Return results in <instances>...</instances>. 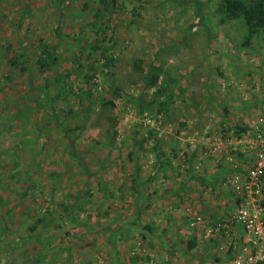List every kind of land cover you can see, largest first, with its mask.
Masks as SVG:
<instances>
[{
  "label": "rangeland",
  "instance_id": "374dc122",
  "mask_svg": "<svg viewBox=\"0 0 264 264\" xmlns=\"http://www.w3.org/2000/svg\"><path fill=\"white\" fill-rule=\"evenodd\" d=\"M67 1L0 0V178L16 171L14 150L19 146L21 169L0 187V264H218L216 256L235 264L238 254H229L235 248L232 236L211 233L233 191L227 184L231 177L220 193L211 191L212 186H197L196 175L201 173L199 164H213L207 150L223 119L244 126V120L264 121V50L243 48L241 22L215 27L209 15L206 27H191L201 14H210L207 0H201L202 9L197 0H116L119 8L102 50L90 55L96 39L89 27L94 11L85 17L78 6L93 0H73L61 17L62 2ZM41 38L60 56L54 75L44 77L34 69ZM7 44L12 49L5 56L2 47ZM106 48L110 52L104 57ZM20 54L31 58L33 79L10 68L9 57ZM110 56L116 62L106 70ZM154 57L163 69L159 88L171 80L177 83L171 95L156 97L158 88L148 90L145 99L155 101L154 108L140 114L132 100L142 95L144 76L133 65L139 60L148 64ZM90 66L97 75L89 79L93 104L90 123L83 129L87 103L76 101L81 94L86 99L82 74ZM60 75H70V97L78 109L70 126L75 132L69 133L79 135L76 160L64 136L68 122L61 128L46 120L43 96L37 97L46 82L53 84ZM112 87L120 88L123 97H115ZM46 93L55 96L51 88ZM168 96L174 102L161 113L159 103ZM102 98L114 100L116 108H101ZM21 112L24 117L18 119ZM117 115L119 123L113 127L111 118ZM139 140H144L143 151L129 159ZM157 153L173 169L155 176L149 190L153 196L141 204L131 189L135 163L140 182H146L156 171ZM185 185L189 198L181 201L178 194ZM89 189L94 197L88 196ZM235 206L233 201L230 209ZM206 209L211 220L203 216ZM198 217L205 226L195 225ZM191 238L197 240L194 250L187 248ZM214 241L215 252H207ZM235 242L237 252L248 243L246 236Z\"/></svg>",
  "mask_w": 264,
  "mask_h": 264
},
{
  "label": "trees",
  "instance_id": "16d2710c",
  "mask_svg": "<svg viewBox=\"0 0 264 264\" xmlns=\"http://www.w3.org/2000/svg\"><path fill=\"white\" fill-rule=\"evenodd\" d=\"M73 0H68L67 2L63 3V10L61 12V17H64L65 13L69 10V4H71ZM207 3L210 5V14H201L200 18H196V22L191 26L194 27L195 25L199 26H207L208 19L207 17L210 15L215 19L216 21V26H225L226 24L230 22H241L243 25L244 29V39H243V48L246 51L249 50H264V0H207ZM30 3V2H29ZM205 3L201 2V0H197V6L202 9L205 5ZM208 5V4H207ZM79 11L81 14H83L85 17H88V11L93 10L94 11V16H92V22H90L89 27L91 28V31L96 35L95 43L94 46L91 47V52L90 55L95 54L100 52L102 50V44L105 42V39L108 37V32L110 31V28L108 24L111 22L113 15L119 8L117 5L116 0H93V3L85 2L82 5H79ZM199 9V11H200ZM27 10L29 11V4L27 3ZM198 13V11H197ZM201 19V20H200ZM108 27H107V26ZM104 27V29H102ZM110 42L112 43L113 40L110 38ZM78 42H83V40H78ZM3 49V54L10 55L11 54V45L7 44L6 46L2 47ZM36 49L38 50L37 58L35 60L34 64V69L37 70L39 75L42 76H49V75H54L56 70L61 66L60 64V56L58 55L57 49H55L51 44L47 43V41L44 38H41L36 42ZM36 50V51H37ZM110 51L106 48L102 52V56L106 57V55ZM90 58V56H89ZM156 57H154L153 60H151L150 63L144 65L143 60L137 61L133 65V70L135 72H139L144 76V91L142 95L139 98H135L132 100V102L135 104L138 112L140 114L145 113L146 111H151L154 108V102H147L145 99L146 93L148 90L152 89H157L155 96H161L163 94H168L171 95L172 93V85L177 83V80H171V84H166L164 86H161L159 88V83L160 79L163 77V69L161 66L156 65ZM9 65L10 68L12 69L13 72L19 74V75H29L30 79H33L31 77L32 72H33V67H31V58L25 57V54H20L18 55H13L9 57ZM116 62V60L110 56L107 58L106 63L104 64L103 68L106 70H111L113 63ZM91 72V73H90ZM90 72L86 74H82L83 79L87 85L86 88H83L81 90V93L86 94V99L82 98L81 96L78 97V101H76V104H85L86 105V114L87 117L83 120L82 122V128L85 129L91 119V109H92V104H93V94L91 93V86H89L90 81L89 79H93L97 75V70L93 67L90 66ZM62 77V78H61ZM70 78V75H60L58 78H54L55 82L53 84H50V82H46V86L43 88V91H40L37 95L43 96L41 99L43 100V106L46 109V120H49L51 123L56 124L57 127H64L65 122H68V127L65 130L64 136L65 139L67 140L66 142L71 153V159L76 160L78 159L77 157V147H76V140L77 137L79 136H73L70 135V132H75V128H70L71 123L74 122V116H77V111L76 106L72 104L71 97L73 96V86L69 84L67 81ZM170 80V79H169ZM31 82V81H30ZM53 89V92L55 93V96L51 97L48 96L46 93ZM112 94L115 97H123L122 92L120 88L118 87H112ZM76 95V94H75ZM48 97V98H47ZM39 98V100H40ZM45 98V99H44ZM85 99V101H84ZM68 102L66 107H59L58 103L59 102ZM174 102V99L172 96H168L166 102L159 103V111L162 113L164 110L165 106H168ZM98 104L101 106L103 109H115L116 105L114 100H108L105 98L100 99ZM48 106V109H47ZM59 107V108H58ZM24 110V109H21ZM104 110V111H105ZM24 112H21L19 116L17 117L22 118L24 117ZM80 120H78L79 122ZM112 125L113 127H116L117 124L119 123V118L118 115L115 116L114 118H111ZM70 124V125H69ZM73 124V123H72ZM80 124V123H78ZM77 127L79 128L80 125ZM112 127V128H113ZM3 129L0 128V132L2 133ZM238 130V128H237ZM24 133L25 130H22ZM236 131V130H235ZM244 131H236V135L242 133ZM23 135V133H22ZM117 134H111L110 135V143H115L116 141ZM159 141V140H158ZM22 143V142H21ZM24 144V143H22ZM143 144L144 140L141 141H136V150H132L129 159H136L141 151H143ZM157 142V146H158ZM113 146V145H112ZM156 146L155 150H158V147ZM19 147H16L14 150L15 154V159L16 162L14 164V167L16 168L15 170H21L19 167V159H20V153H19ZM176 153V152H175ZM164 154H158L156 155L157 157V163L154 166V169L156 170L152 176H150V179L147 180L146 182H140V168L138 167V163H135V170L133 174V183H131V189L133 190V194L136 195V198L141 202V204H144L145 201L151 200L153 194H148L149 190L151 189L152 184L154 183L155 176H157L161 171H164L165 168H172L171 163L169 160H165L163 163V160H160V156L162 157ZM16 171H11L6 174L2 178H0V187H2L3 183H9L14 180V173ZM89 180L93 177V174H90ZM199 179V177H198ZM200 180V179H199ZM89 186V185H88ZM184 189V188H182ZM102 190L103 188H99L98 191ZM131 190V191H132ZM147 191V192H146ZM183 191V190H182ZM88 196L94 197L95 194L93 193L92 189L88 190ZM104 194L106 192L103 191ZM147 194V195H146ZM25 196V194H24ZM180 196V194H178ZM235 196V195H234ZM237 199V200H236ZM235 205H238L241 200L234 197ZM82 205V204H81ZM42 220H39L37 223L40 224ZM217 223H225V221L221 220L216 222ZM150 226V225H149ZM149 226H146L144 229L148 231V233L152 232V229H150ZM36 229V226L32 227L31 230L34 231ZM222 234H219L222 237H225L224 232L221 231ZM152 234V233H151ZM1 239V236H0ZM212 246V250H215L217 247L216 241ZM197 247V240L196 238H191L189 239V242H187V248L189 250H194ZM209 248L207 249V252L211 251ZM213 252V251H212ZM233 253V250L230 251ZM214 253V252H213ZM230 253V254H231ZM214 255V254H213ZM39 259L36 260V262L39 263ZM216 261H219L218 259ZM203 263L205 264L204 260ZM170 264V263H169ZM258 264H264V261L258 262Z\"/></svg>",
  "mask_w": 264,
  "mask_h": 264
},
{
  "label": "built area",
  "instance_id": "2783aa9c",
  "mask_svg": "<svg viewBox=\"0 0 264 264\" xmlns=\"http://www.w3.org/2000/svg\"><path fill=\"white\" fill-rule=\"evenodd\" d=\"M241 141L251 158L243 175L234 174L228 184L241 202L225 223H217L211 233L232 236L235 225L242 228L247 244L236 257L235 264H258L264 261V127L255 123L251 130L241 136ZM202 218L196 226H205Z\"/></svg>",
  "mask_w": 264,
  "mask_h": 264
},
{
  "label": "crops",
  "instance_id": "0c3cea01",
  "mask_svg": "<svg viewBox=\"0 0 264 264\" xmlns=\"http://www.w3.org/2000/svg\"><path fill=\"white\" fill-rule=\"evenodd\" d=\"M262 85H264V84H261V87H262ZM262 89H264V88H262ZM260 95L264 96L262 94V92ZM261 99H263V98L261 97ZM261 101L262 102H260V104L262 106H264L263 100H261ZM233 105L235 106L236 104H233ZM237 110H241V108H237ZM240 114H242V113H240ZM240 121H241V118H240ZM244 121L248 125L245 124L246 126H244L243 124L240 125V123L232 125L228 122V120L223 119V122L219 124L217 130H214V132H213L214 137L212 138V140H213L212 145L208 149L210 152H208V150H207V156L210 155L211 153L213 154V156H211V155L209 156L210 158H212L211 160H213V164L211 163L207 166H205V165L202 166V164H199L200 166H198V168L201 167V173L196 175V182L199 181L198 183H196L197 186L198 185L210 186V187L212 186L214 189L211 188V191L212 190L218 191V189H220L219 192L221 193L223 186H226V182L228 180L227 178L232 177L234 174L243 175V172H245V170H246L248 164L250 163L252 157L250 156L249 152H247L246 149L244 148L242 141H241V136L244 135L245 133H247L249 130H251V126L253 125V123L258 122L262 127H264V121H262L260 119L254 120L256 122H254L253 120L252 121L251 120H244ZM237 128H238V130H237ZM235 130L236 131H244V132L236 135ZM220 147H223L224 150H221ZM207 169H208V172H207ZM207 173L209 174V176ZM198 177L200 180L198 179ZM186 187L187 186L185 185L183 187L184 191L179 193L180 194L179 197H180L181 201L189 198L188 194H187L189 192V189H186ZM185 189H186V191H185ZM222 193H223V191H222ZM148 194L152 195V192L151 193L148 192ZM234 197H235L234 192L231 190L229 192V198L227 200H225L223 203V205H226V206H225L224 212H222L220 214L221 215L220 217L222 218L221 220H223V221L227 220L228 221V219L231 217V215H233V213L235 212L237 205L235 207H233L232 209H230L231 208L230 205L232 204ZM201 198H202V196H201ZM202 199H199V200H202ZM203 214H204L203 216L205 218H209L211 220L212 216H209L210 212L207 211V209L203 210ZM232 231H233L232 232L233 234L231 237V239H232L231 241L234 242L235 248L230 249V251L233 250V253L236 255V253L239 254L241 251L237 252L239 250L236 247L237 245H236L235 241H236V239H237V241H239L240 237L245 236V234H244L242 228L238 225H235V227L233 228ZM237 244H239V242ZM242 248H244V247H241V249ZM209 249L212 250L211 247H209ZM233 253H231V254L229 253V254L233 255ZM217 259L219 261H216ZM215 262L218 264H225L224 260L219 258V256H216Z\"/></svg>",
  "mask_w": 264,
  "mask_h": 264
}]
</instances>
